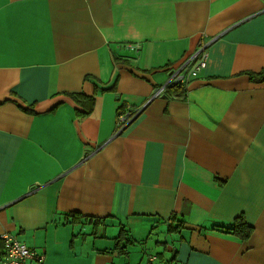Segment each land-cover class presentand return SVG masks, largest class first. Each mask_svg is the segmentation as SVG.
<instances>
[{"label":"crops","instance_id":"obj_1","mask_svg":"<svg viewBox=\"0 0 264 264\" xmlns=\"http://www.w3.org/2000/svg\"><path fill=\"white\" fill-rule=\"evenodd\" d=\"M4 232L27 264H264V0H0Z\"/></svg>","mask_w":264,"mask_h":264},{"label":"built area","instance_id":"obj_2","mask_svg":"<svg viewBox=\"0 0 264 264\" xmlns=\"http://www.w3.org/2000/svg\"><path fill=\"white\" fill-rule=\"evenodd\" d=\"M215 39L207 34H201L195 49L186 54L175 65L168 66L166 80L155 86L149 101L161 96L172 86L185 85L191 78L198 75L206 68L208 60V46ZM128 48L137 50V44H127ZM144 106L127 107L116 116V131L120 132L130 121H132ZM2 249L0 253V264H27L29 261L41 262L43 254H38L25 243L18 241L12 234L4 232L0 234ZM177 264V263H171Z\"/></svg>","mask_w":264,"mask_h":264},{"label":"trees","instance_id":"obj_3","mask_svg":"<svg viewBox=\"0 0 264 264\" xmlns=\"http://www.w3.org/2000/svg\"><path fill=\"white\" fill-rule=\"evenodd\" d=\"M180 86L182 85L172 86L168 88L166 91L168 92L170 89L175 88V87H180ZM71 97H73V99H75L83 107L82 111H78V112L76 111L79 116L81 117L86 116L92 110L93 103H94V98L92 96H86L83 94H72ZM120 112L121 111H119L118 113ZM231 232L239 235L242 239H247L252 232V227L248 225L242 217H238L235 219L233 223ZM121 240L122 238L119 236L117 238V247L118 245H120Z\"/></svg>","mask_w":264,"mask_h":264}]
</instances>
